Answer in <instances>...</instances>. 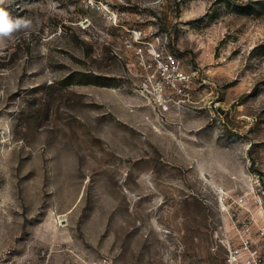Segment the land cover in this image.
Segmentation results:
<instances>
[{"label":"rangeland","instance_id":"rangeland-1","mask_svg":"<svg viewBox=\"0 0 264 264\" xmlns=\"http://www.w3.org/2000/svg\"><path fill=\"white\" fill-rule=\"evenodd\" d=\"M0 7V264L264 259V0Z\"/></svg>","mask_w":264,"mask_h":264},{"label":"built area","instance_id":"built-area-1","mask_svg":"<svg viewBox=\"0 0 264 264\" xmlns=\"http://www.w3.org/2000/svg\"><path fill=\"white\" fill-rule=\"evenodd\" d=\"M154 60L159 64V66L162 65L160 59L154 55ZM166 64H173V57L172 55H167L166 57ZM189 76L185 73L179 72L177 75V79L180 81H187ZM259 233L262 237H264V224L260 225L258 227ZM250 240L248 238H245L243 241V250H245L246 259L244 260V264H264V259H257V256L254 251H250ZM241 253V250H234L230 252V262H234L237 259L238 254Z\"/></svg>","mask_w":264,"mask_h":264},{"label":"clouds","instance_id":"clouds-1","mask_svg":"<svg viewBox=\"0 0 264 264\" xmlns=\"http://www.w3.org/2000/svg\"><path fill=\"white\" fill-rule=\"evenodd\" d=\"M4 0H0L3 4ZM31 26V21L27 18H12L7 10L0 7V39L12 37L13 33L27 29Z\"/></svg>","mask_w":264,"mask_h":264}]
</instances>
